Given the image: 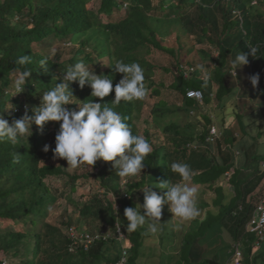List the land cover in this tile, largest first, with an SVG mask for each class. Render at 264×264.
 Returning <instances> with one entry per match:
<instances>
[{
  "label": "trees",
  "instance_id": "trees-1",
  "mask_svg": "<svg viewBox=\"0 0 264 264\" xmlns=\"http://www.w3.org/2000/svg\"><path fill=\"white\" fill-rule=\"evenodd\" d=\"M176 26L173 39L167 40ZM63 45L71 47L65 50ZM239 51L247 53L249 59L242 67L243 72L260 75L255 90L261 94L257 110L263 112L264 118V0H0V112L10 124L26 112L33 115L43 93L55 83L63 82L65 71L77 61H83L98 75L112 76L114 86L123 74L115 72L114 66L104 64L136 62L144 71L147 95L132 102L122 100L116 105L113 91L101 103L126 116L133 134L144 136L153 147L145 158L142 173L121 177L111 161L99 160L92 166L82 163L72 168V172L67 170L65 159L56 162L58 158L54 157L52 149L59 122L49 121L42 131L33 123L31 134L15 142L7 138L0 140V220L19 225L16 229H0V254L3 255L0 264L4 257L11 259V263L18 258L19 264H115L122 248L128 251L127 264H137L148 245L150 233L144 229L127 232L124 209L135 206L137 199L143 204V187L151 184L153 190L162 195L166 189L156 188L157 183L168 179L179 181V175L170 171L172 162L190 166L192 184L198 187V201L205 198L201 197L205 189L215 194L203 204L204 216L195 220L194 230L184 233L180 257L175 263L197 264L200 240L215 229L222 236L223 233L229 235L233 243L243 242L244 264H264L259 262L264 250L254 249V234L246 231L253 211L264 200L263 193L257 203L251 202L264 179L261 166L264 149L257 152L255 142L251 147L255 155L249 164L240 165L236 156L239 152L234 150L237 149L235 134L238 129L243 134L247 132L239 123L232 125L228 133L226 123L222 134L217 129L219 136L213 141L218 146L219 161L210 160L207 153L211 150V141L207 142L206 138L213 122V111L209 108L216 102L225 103L238 87L235 84L238 74L230 65ZM156 52L171 57V66L158 64L154 57ZM25 54L31 57V63L17 64V59ZM191 54L196 55L199 62L187 60ZM207 64L209 71L205 70ZM25 68L32 71V77L23 92L14 93L18 72ZM157 72L171 75L172 82L165 86L164 82L156 80ZM203 72L207 75L205 78L201 75ZM69 87L77 103L99 101L91 96L88 86L81 89L73 82ZM167 88L180 94L182 108L190 110V121L196 123L184 127L175 122L165 124L159 130L162 135L148 127V121L141 129L137 121L145 101H153L151 115L156 119L181 109L163 98ZM191 89L202 90L201 101L187 96ZM157 125L159 123L154 122L153 126ZM261 135L260 131L259 137L257 134L253 137L262 142ZM45 144L50 145L47 152L43 150ZM53 178L59 180V186L49 185ZM88 178L93 179L98 188H91L89 194L75 199L77 185ZM124 178L126 181L122 183ZM222 179L227 186L220 183ZM116 204L119 211H115ZM56 207L64 217L60 222L57 221L60 216L54 212ZM75 217L81 224L92 221L99 224L100 229L111 232L115 231V222L120 220L125 239L120 242L111 236L94 243L88 250L79 247L69 252L68 232L74 227ZM173 237V231L163 225V241L173 246L170 244ZM223 241L222 237L220 243ZM263 246L264 241L259 247ZM225 247L223 245L222 249ZM24 249H27V260ZM204 254L200 259L202 264H209L211 260L224 263L225 255L221 252L210 259Z\"/></svg>",
  "mask_w": 264,
  "mask_h": 264
},
{
  "label": "clouds",
  "instance_id": "clouds-1",
  "mask_svg": "<svg viewBox=\"0 0 264 264\" xmlns=\"http://www.w3.org/2000/svg\"><path fill=\"white\" fill-rule=\"evenodd\" d=\"M16 62L26 65L31 63V57L25 54ZM248 63V54L239 51L230 68L237 74V69ZM41 65L44 66V62ZM104 65L114 66L115 72L123 74L115 86L112 76L98 75L83 61H77L67 68L63 82L55 83L54 87L43 93L41 104L34 108L33 115L29 116L26 112L22 118L14 119L10 124L0 112V140L7 138L15 142L19 137L31 134L33 123L42 131L46 123L55 121L59 122V129L52 151L54 157L65 159L68 166L77 168L82 163L92 166L103 160L114 162L113 167L121 177L142 173L145 158L153 151L151 143L144 136L133 134L126 116L101 102L113 91V102L116 105L122 100L132 102L143 99L147 95L144 71L136 62L126 64L116 61ZM31 77L30 69L19 71L14 82V93L23 92ZM249 79L255 88L259 84L260 75L255 73ZM73 82L78 83L81 89L90 87L91 96L99 98V101L77 103L69 87ZM73 104L77 107H71ZM49 148L50 145L45 144L43 150L47 152ZM170 171L178 174L180 180L171 182L168 179L157 183L156 188L166 189L162 195L153 190L151 184L143 187V204L137 203L124 209L128 221L127 232L144 229L148 233L157 234L162 231L161 217L165 205L173 214L172 218H176L174 227L178 230L199 216L198 188L192 184L190 166L187 163L172 162Z\"/></svg>",
  "mask_w": 264,
  "mask_h": 264
},
{
  "label": "rangeland",
  "instance_id": "rangeland-1",
  "mask_svg": "<svg viewBox=\"0 0 264 264\" xmlns=\"http://www.w3.org/2000/svg\"><path fill=\"white\" fill-rule=\"evenodd\" d=\"M124 11V9H123ZM117 16H114L113 18H116ZM106 20V19H105ZM178 29V27H174L171 29V32L169 34V36H165L167 38V40L170 38L171 40L174 37V33L176 32V30ZM58 42H56L55 40V45ZM54 45V46H55ZM65 50H69V48L71 47L70 45H63ZM154 57L156 58L158 64H160L161 66H171L170 62L172 61L171 57H169L167 54H164L162 52H156L154 53ZM152 57V58H154ZM189 61H194L195 63L199 62V59L196 55H189L188 59ZM188 64V63H187ZM210 65L207 64L205 67V70L209 71ZM237 74L238 76L236 78H238V82L235 83L238 85L237 90H235L232 94H231V98L228 99V101L226 102V105H224V107H222V104H218L217 102L215 103L216 105L212 106L209 109H212L213 113V122L212 125L216 126V127H221L223 126L222 123H220V119H221V114H224V111L229 112L231 110V112H233V107L234 104L237 101H242V102H250L249 104H253V100L251 97H254V99H256V103L258 104L261 101V94L259 91L255 90V88H253L249 77L251 76L249 73L243 72L242 68L237 69ZM201 75L203 76V78H205L207 75L205 72L201 73ZM241 75L243 76V79L240 77ZM200 76V77H202ZM156 80L158 81H162L164 82L165 86H168L171 82H172V76L163 72H157V74L155 75ZM253 94V95H252ZM163 98L171 105L174 107L175 106H180L181 109L179 110V112H177L175 110L174 112H169V113H165L163 116H161L160 118L157 117V119L151 115V109H152V100L149 101H145L144 105L142 106V110L139 116V119L137 121L138 126L142 129L145 127V122L148 121L149 125L148 127H153L156 130H160L165 126V124L171 123V122H175L178 123L181 127H184L185 125H188L189 123L194 124L196 123V121H190L189 115H192V113L190 112V110H185L184 107L182 108V100H181V96L178 92H174L171 91L170 88H167L166 92L164 93ZM260 115H262L263 117V112H258ZM194 115V114H193ZM261 118V117H260ZM227 119V118H226ZM262 119V118H261ZM258 119V123L261 122L262 125V135L260 136L261 140H264V119ZM154 122H158L159 126H153ZM159 133L162 135V132ZM254 133H256V130H254ZM163 137V136H162ZM225 139V138H224ZM221 141H223V137L221 138ZM260 141V140H259ZM197 142V141H196ZM198 143V142H197ZM216 144L211 141V150L208 151V158L212 161H219L217 158L220 157L219 151H218V146H215ZM261 145L264 146V144H262V142H257V147L258 149L256 150L261 151L264 147H260ZM223 150L224 152H226L225 150V145L223 144ZM55 147V146H54ZM53 147V148H54ZM235 150V149H234ZM255 151V152H256ZM222 153V152H221ZM62 158H58L57 160H55L56 162L61 161ZM54 161V160H53ZM55 163V162H54ZM84 167V165H83ZM66 168L67 170H69L70 172H72V167L68 166L67 161H66ZM82 170H79V172H81ZM126 181V178L123 179L122 183ZM221 184H225L224 183V179H222L220 181ZM59 180L53 178L52 180H50L49 185H53V186H59ZM227 186V185H226ZM228 190L233 192L232 187L228 186ZM91 188L93 189H97V183L93 181V179L88 178L86 179L83 183H79V185H77L76 191L74 192L73 196L75 199L79 200V198L82 196V194H89L91 192ZM198 188V187H197ZM203 188V186H202ZM200 188V189H202ZM99 190V189H98ZM203 190V189H202ZM206 191L203 192V195L201 197H205L204 199L201 198L202 200H199L198 202V206L200 207L201 204L203 205L205 203L206 200H210V198L214 197L215 194L213 192V190L211 189H205ZM102 192V190H100ZM255 195L252 196L251 198V202L253 204L257 203V201H259L260 199L263 198V193H264V179L261 182V184L259 185V187L255 190ZM110 194H108L107 196H109ZM140 202V199H137ZM138 202V203H139ZM58 207V206H57ZM55 208L54 212L55 215L60 216V218H57V221L60 222L61 219H64L61 209L60 208ZM173 214L168 210V206L165 205V207H163L162 210V217H161V221L162 224L167 226L168 229L170 228L173 233H174V237H173V242H171L170 244L173 246H169L168 242L165 240L163 241V238H161V231L158 232L157 234H154L152 237H150V240L148 239V245L145 246V248L143 249L142 252H144L143 256L140 258V260H138L137 264H176L175 260H177L180 255V244H181V240L182 237L184 235V233L186 231H192L194 230V228L197 226V224L195 223V221H190L187 223V225L185 227H183L182 229H176L174 227L175 223H176V218H172ZM54 219V217H53ZM74 219H76L73 222V226H78L81 230V228H85L87 230H100V226L99 224H94L92 221L90 222H85L83 221V223H79V221L77 220V218L75 217ZM166 223V224H165ZM19 228V225L17 223H13L12 221H8V220H0V229H16ZM220 229V228H219ZM221 231V229H220ZM151 234V233H150ZM224 236H222L220 234V232L218 230L215 229H211L209 230V234L207 236L204 237V239L200 240V253L197 259V264H202V261L200 259H202V254H204V257L206 258H212L213 255L217 252H221L224 255L226 252V248L227 246H230L233 242V239L227 235L226 233H223ZM222 237L224 238V241L222 243ZM217 245V247H216ZM223 245H226V247L224 249H222ZM230 248V247H229ZM228 248V249H229ZM258 250L260 249L259 252H263L264 250V246L263 247H259L257 248ZM264 253V252H263ZM169 254H173L175 256L171 257L169 256ZM24 255H25V259H28V255H27V249H24ZM222 255V254H221ZM3 255L0 254V257H2ZM175 257V258H174ZM228 257V256H227ZM174 258V259H173ZM225 256L223 261L225 260ZM4 261H7L6 264H19L20 260L14 259L11 263V259H9L8 257H4L3 259ZM260 263H264V254H262V257H260L259 259ZM5 264V263H2ZM214 264V263H213Z\"/></svg>",
  "mask_w": 264,
  "mask_h": 264
},
{
  "label": "built area",
  "instance_id": "built-area-1",
  "mask_svg": "<svg viewBox=\"0 0 264 264\" xmlns=\"http://www.w3.org/2000/svg\"><path fill=\"white\" fill-rule=\"evenodd\" d=\"M186 67V66H184ZM235 74V73H234ZM188 97H193L199 101L203 98L202 90L194 89L187 91ZM219 136L217 132L216 126L212 125L210 129V135L206 138V141H214L215 138ZM261 166L264 168V160L261 162ZM124 197H127V194H124ZM119 210V204L115 205V211ZM115 231L112 233L105 231H95V232H86L77 230L75 228L69 229V240L68 251L75 252L76 249L82 247L84 250H88L94 243L100 240H108L109 238L115 237L116 240L122 241L125 238V234L123 232V227L119 222H116ZM246 231L254 234L253 247L256 249L260 246V244L264 241V200H262L255 210L252 213V217L248 221L246 225ZM243 242L237 241L234 242L231 249V256L227 259L223 264H244V251H243ZM127 250L123 248L121 250V255L115 264H127ZM7 261L2 263L6 264ZM1 263V264H2Z\"/></svg>",
  "mask_w": 264,
  "mask_h": 264
},
{
  "label": "crops",
  "instance_id": "crops-1",
  "mask_svg": "<svg viewBox=\"0 0 264 264\" xmlns=\"http://www.w3.org/2000/svg\"><path fill=\"white\" fill-rule=\"evenodd\" d=\"M237 82L239 81L238 78H236ZM238 88V87H237ZM236 88V90H237ZM253 95V94H252ZM231 98L230 96L228 97V99ZM252 100H253V104H249L250 102H242V101H237L235 104H234V107H233V112H231V110L229 112L227 111H224V114H221V119H220V123L223 124L222 128L225 127L226 123H227V132L228 133H231V129H232V125L236 126L240 125L241 126H245V131L247 132L246 134H243L242 131L240 129H238V133L235 134V149L237 152H239V154H235L238 159H239V164L240 165H245V164H249L250 160L252 159V157L255 155L254 152H252V146L253 144L256 142H258L257 140L258 139H254L253 135L254 134H258L260 133V131L262 130V125L263 123L261 124L258 123V119H264L262 117V115H260L258 112H260L259 110H257V103H256V99H254V97H251ZM227 99V101H228ZM226 101V102H227ZM226 102L222 105V107H224V105H226ZM261 117V118H260ZM227 118V119H226ZM261 119V121H262ZM240 120V122H239ZM214 123V122H213ZM215 125V123H214ZM239 127V126H238ZM221 127H216V129H218V131L221 132L222 134V129ZM254 130H256V133H254ZM253 134V135H252ZM259 137V136H258ZM264 142V140H262V143ZM255 143V144H256ZM264 149V148H263ZM256 150V149H254ZM263 168V167H262ZM264 169V168H263ZM204 205L201 204V206L199 207V216L195 219H200L204 216ZM119 211V210H118ZM195 220H192V221H195ZM116 222H120V220H117ZM115 222V223H116ZM122 225V224H121ZM147 227V226H146ZM72 228H75V227H72ZM70 229V228H69ZM76 229V228H75ZM78 230V229H77ZM80 230V229H79ZM81 231H86V232H95V231H105L104 229H100V230H94V231H91V230H87L85 228H81ZM105 232H109V233H112L111 231H105ZM154 234H148L147 236H149V240H150V237H152ZM125 239V238H124ZM123 239V240H124ZM122 240V241H123ZM148 240V239H147ZM120 241V242H122ZM233 242L230 246V248L227 250V254L225 255V260L224 262L229 259V257L231 256V249H232V246H233ZM68 247V246H67ZM123 249V248H122ZM126 249V248H125ZM255 249V248H254ZM127 250V249H126ZM257 250V248H256ZM127 254H128V251H127ZM228 256V257H227ZM220 264V263H219Z\"/></svg>",
  "mask_w": 264,
  "mask_h": 264
},
{
  "label": "water",
  "instance_id": "water-1",
  "mask_svg": "<svg viewBox=\"0 0 264 264\" xmlns=\"http://www.w3.org/2000/svg\"><path fill=\"white\" fill-rule=\"evenodd\" d=\"M219 264V262H216V261H213V260H211L210 262H209V264Z\"/></svg>",
  "mask_w": 264,
  "mask_h": 264
}]
</instances>
